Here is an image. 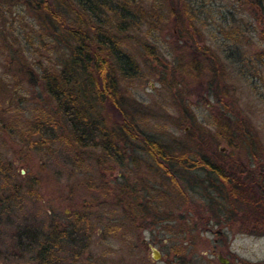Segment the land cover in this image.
I'll use <instances>...</instances> for the list:
<instances>
[{"label":"rangeland","instance_id":"obj_1","mask_svg":"<svg viewBox=\"0 0 264 264\" xmlns=\"http://www.w3.org/2000/svg\"><path fill=\"white\" fill-rule=\"evenodd\" d=\"M186 1L200 8L201 35L194 39L197 46L206 45L217 55L224 66L223 78L206 72L194 80L177 71L173 75L172 69L179 63L188 64L186 54L190 56L192 46L182 37L192 28L189 30L186 21L177 22L171 16V10L179 7L178 0H146V11L153 3L159 7L147 42L167 66V79L161 81L160 73L153 71L154 63L143 53L148 25L141 26L131 34L132 38L125 39L124 46L139 64L141 74L137 79L122 80L118 89L122 110L108 100L99 104L94 101L97 116L101 126L112 131L122 122L125 109L139 131L153 137L169 154H185L193 159L205 156L230 170L239 165L241 175L250 178L247 167L262 166L264 172V60L258 80L254 81L253 73L256 61L264 59V0H251L253 4L237 0ZM6 12L0 17V26L7 23L3 26L15 45L12 51L7 50L0 37V76L10 75L7 83L18 86L14 93L21 99L5 100L3 107L8 111L13 108L19 118L9 117L4 123L11 127L19 122L21 128H26L33 119L30 111L39 105L35 98L40 90L30 85L31 77L18 62L31 64L48 55L47 61L43 59L48 66L56 55L47 54L43 43L32 46L24 39L25 34L33 38L48 31L43 23L46 16L33 13L24 2L12 7L11 13ZM226 33L237 38L231 40ZM11 52L19 56L12 55L13 64ZM171 82L174 87L170 88ZM256 83L258 90L254 88ZM225 111L224 116L235 123V129L246 131L241 135L250 133V139L238 136L226 143L219 131L221 113ZM4 130L0 127V264H40L37 255L53 231V236L60 238L56 239L60 247L50 251L51 260L46 264H146L145 260L167 264L172 248L185 246L182 241L188 244L191 239L195 241L193 245L204 246L201 240L207 237L197 236L194 240L195 232L190 231L205 229L208 217L223 211L221 195L229 197L228 185L221 189L216 185L215 190L202 172L186 173L176 167L173 171L180 195L187 197L184 203L170 187L169 178L143 152H135V162L128 154L123 159H105L95 133L93 140H85L93 147L74 151L64 141L54 139L55 132L51 136L49 133L46 137L53 138L51 146L36 151ZM65 130L61 135L68 134L74 143L73 132L68 127ZM191 180L196 182L193 190ZM122 190L123 196L115 198ZM240 204L237 201L236 211L226 214H241L243 218ZM161 216L172 217L173 222H162ZM208 238L213 239L211 235ZM145 244L156 247L161 262L153 261ZM233 247L257 260L264 259V239L251 244L237 237Z\"/></svg>","mask_w":264,"mask_h":264},{"label":"trees","instance_id":"obj_2","mask_svg":"<svg viewBox=\"0 0 264 264\" xmlns=\"http://www.w3.org/2000/svg\"><path fill=\"white\" fill-rule=\"evenodd\" d=\"M178 1L179 7L171 10V16L177 22L186 21L189 30L192 28V31L186 33L185 38L182 37V40H186L185 43L191 42L192 52L190 56L186 54L188 64L181 63V65L179 63L176 68L172 69L173 75L177 71L179 75L187 74L188 78L194 80L198 79L201 73L206 72L223 78L224 66L217 55L206 45L197 46L198 43L194 39L201 35L198 27V21L201 20L200 8H194L186 0ZM237 1L253 4L251 0ZM21 2H24V5L28 6L33 13L46 16L43 23L48 29L46 33L40 34L41 36L38 34L33 38L30 36L28 38L25 34L24 39L28 45L32 46L43 43L47 54L54 53L56 57L54 63H50L48 66L43 62V59L46 61L49 59L48 55L40 56L41 61L33 60L31 64L18 62L31 77L30 85L34 88L38 87L40 90V94L35 98V101H39V105L30 111V116L33 119L26 128H21L19 122L12 123L11 127L4 123L6 122L4 120L9 117L19 118L13 108H9L8 111L3 107L5 100L11 97L14 102H18L21 98L17 97L18 93H14V89L18 86L14 87L7 83L10 75L0 76V127L5 128L8 133L14 134L24 146H33L36 151H42L43 148L48 150L53 143V138L64 141L71 150L93 147V145H86L85 142L93 140V133H95L100 138L99 147L105 155V159L116 157L123 159L128 154L135 162V152H143L153 165H156L169 178L170 187L177 191L176 193L184 203H187V197L180 195L179 181L173 169L179 167L186 173L198 170L207 177L206 180L212 187L214 186L215 190H217L215 188L217 186L219 189L224 188L225 185L229 186L227 193L229 197L221 195L222 204L220 207L223 208L221 209L223 211L218 212L219 214L235 212L237 209L235 204L239 201L243 208L241 209L242 215L251 218L250 222L253 223L254 231L258 234L264 233V179L244 178L239 165L232 166L231 170L224 169L222 165H218L205 156L193 159L185 154L177 156L169 154L167 149L153 137L139 131L136 122H133L135 120L127 116L125 109L121 113L122 122L114 130L107 131L101 126L102 122L97 116V107L94 101L99 104L108 100L122 110L124 105L118 90L122 80L137 79L141 74L139 64L133 55L124 48L127 45L125 39L130 38L131 34L139 30L141 26L148 25L147 31L144 33L143 53L151 63H154L153 71L160 73L161 81L167 79L164 76L167 66L156 56L153 46L147 42L149 40L148 33L155 28L153 23H156L159 10L156 4L153 3L146 11L144 8L146 0H0V17L7 13L6 11L11 13V8ZM257 4L260 5V3ZM4 24L7 23L4 22ZM3 25L0 26V37L4 41V48L12 51L15 44L10 42L8 32ZM194 35L195 37H193ZM226 37L231 40L237 38L232 33H226ZM261 41L264 44V37ZM15 53L19 54L20 51L16 50ZM12 55L14 52L11 54V60ZM14 56L16 57V55ZM16 58L19 56L17 55ZM202 62H206V65ZM31 86L29 87L31 88ZM169 87H174L172 82L169 83ZM224 94H226L225 91H223ZM224 109H227L225 104ZM221 114L223 120L219 123V131L220 135L227 140V144H230L234 139L237 140L238 136L250 139V133L241 135V132L246 131H243L241 127V130L235 129V123L224 116L227 114L226 111ZM66 127L73 132L74 143L69 141L68 134L61 135V132H67ZM54 132L56 137L52 136L51 139L46 137L49 133L51 136ZM34 135L40 136L39 139L33 141L31 136ZM120 142H124L123 146L117 144ZM237 167L240 171L236 170ZM237 173L240 178L236 177ZM102 181L103 177L99 179L100 183ZM194 181L191 180V184H189L191 190L195 188L196 182ZM109 193L111 194L110 191ZM117 193L115 198L123 196V190ZM163 196L169 197L165 193ZM171 218L161 216L160 220L173 222ZM53 232L48 237L50 241L48 240L41 246L37 255L40 264H46L51 260L50 251L60 247L56 244V239L60 238L54 237L55 231Z\"/></svg>","mask_w":264,"mask_h":264},{"label":"flooded vegetation","instance_id":"obj_3","mask_svg":"<svg viewBox=\"0 0 264 264\" xmlns=\"http://www.w3.org/2000/svg\"><path fill=\"white\" fill-rule=\"evenodd\" d=\"M264 57V54H262ZM257 60L256 64L253 68L254 73V81L258 80L259 75V67H261V62ZM263 67V64H262ZM256 73V74H255ZM257 90L259 89L258 83H256L255 87ZM261 167H247L245 168L248 172V177L253 180L257 178L264 179V172L261 171ZM238 169V167H237ZM237 178H240L238 173L236 174ZM207 219V223L205 224V229L201 231H190L195 232V238L198 236H206L207 239H203L204 246L200 247L197 245H193L195 241L189 240L182 241L184 247L175 246L172 248L170 261H166L167 264H264L263 260H257L250 255H246L245 253H241L238 249L233 247V241L237 237L245 240H249V242L254 244L258 240L264 239V233H256L253 229V223L250 222L251 218H242L241 214L238 215H230V214H219V215H210ZM216 220V221H215ZM215 222L214 225L212 223ZM181 233V232H180ZM208 235L213 237L212 240L208 238ZM231 235V236H230ZM236 237V238H235ZM144 244V243H143ZM182 246V245H181ZM144 248L147 251L150 250L151 255H153L152 250H156L149 245H144ZM183 249V250H181ZM204 249L203 251H200ZM157 251V250H156ZM159 260L153 261L161 262V254L157 251ZM210 254V256H209ZM146 264H151L148 261H144Z\"/></svg>","mask_w":264,"mask_h":264},{"label":"water","instance_id":"obj_4","mask_svg":"<svg viewBox=\"0 0 264 264\" xmlns=\"http://www.w3.org/2000/svg\"><path fill=\"white\" fill-rule=\"evenodd\" d=\"M152 253H153V259L155 261H158L160 258L155 257L156 255H158L157 251L156 250H152Z\"/></svg>","mask_w":264,"mask_h":264}]
</instances>
